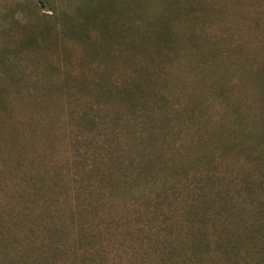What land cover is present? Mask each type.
<instances>
[{
  "label": "rangeland",
  "instance_id": "1",
  "mask_svg": "<svg viewBox=\"0 0 264 264\" xmlns=\"http://www.w3.org/2000/svg\"><path fill=\"white\" fill-rule=\"evenodd\" d=\"M20 1L0 0V49L20 45L16 41L19 27L11 26L15 5ZM181 1L187 14L178 18V26L184 27L182 33L188 32L189 26L196 29L199 48L181 33L173 48L150 64L155 84L151 82L140 100L144 115L133 120L132 113L117 100L107 103L89 99L95 106L92 110L100 106L96 114L107 110L113 123L124 132L120 142H111L115 151L111 155L117 153L123 159V169L118 170L114 161L104 157L102 176L90 172L89 181L85 179L82 185L73 181L78 161L67 117L69 108L60 93L33 89L36 80L39 86L48 84L51 77L57 81L63 61L59 46L47 53L46 61L24 59L27 83L4 80L0 73V89L7 94L5 107L0 105V264H41L47 252L40 251L37 244L27 246L24 241L29 228L41 223L50 224V230L57 227L53 237L61 232L55 242L68 250V255H60L65 264H89L79 248L81 232L77 223L81 219L93 227L96 223L90 216L80 219L76 211L75 191L83 186L93 185V195L107 197L104 208L111 212L114 222H120L121 231L135 221L150 224L147 216L151 217L152 210L146 208L145 213L140 203L152 192L149 180L153 174L157 177L155 187L174 189L188 182L192 172L222 170L223 164L235 168L241 166L243 157L258 152L264 158V136L257 128L260 114L264 119V0ZM159 4L153 0L150 5L157 8ZM210 51L214 54L209 55ZM70 58L76 60L72 53ZM50 69L55 70L51 76ZM60 81L61 78L57 83ZM85 97L78 94L76 102L86 104ZM195 102L201 108L192 112L188 105ZM126 116L128 121H124ZM256 143L260 146L255 149ZM223 146L226 149H221ZM234 148L239 149L241 157L232 156ZM123 153L127 157H122ZM51 191L57 195L53 201ZM20 199L30 207L28 217L17 214ZM10 208L16 209L12 217L18 226L8 221ZM128 212L132 214L130 221ZM42 214L45 216L41 220ZM45 241L46 238L42 244ZM89 242L97 247L102 244L98 261L114 264V247L111 249L101 239ZM128 260L132 262L126 257L116 258L115 264H127ZM139 261L134 257V264Z\"/></svg>",
  "mask_w": 264,
  "mask_h": 264
},
{
  "label": "trees",
  "instance_id": "2",
  "mask_svg": "<svg viewBox=\"0 0 264 264\" xmlns=\"http://www.w3.org/2000/svg\"><path fill=\"white\" fill-rule=\"evenodd\" d=\"M152 1L22 0L15 5L11 26L19 27L18 39H15L20 45L0 49L1 78L27 83L24 59L46 61L47 53H53L59 46L63 59L57 78V81L61 78L60 83L51 77L48 84L39 86L36 80L33 89L40 93H60L69 108L67 117L78 161L73 176L76 184L82 185L85 179L89 181L90 172L102 176L101 159L104 157L114 161L118 170L125 168L117 153L111 155L115 152L111 142H120L124 132L113 123L107 110L104 114H96L100 106L92 110L95 106L90 100L107 103L117 100L132 113L133 120L143 116L140 100L153 83L149 66L173 48L184 30L182 25L178 26V18L187 14L183 1L157 0L161 3L157 8L151 7ZM42 9L51 12L41 14ZM187 31L183 36L198 49L196 29L189 26ZM70 53L76 60L70 58ZM157 70L155 68L154 73ZM54 71L50 69V76ZM78 94L88 98L85 97L86 104L76 102ZM5 97L7 94L0 89V105L4 107ZM188 107L192 112L201 108L197 102ZM116 119L123 120V117ZM128 120L129 117H124V121ZM260 120L257 128L262 137L264 119L261 114ZM254 145L255 149L260 146ZM232 156L241 157L239 149L234 148ZM122 157L127 155L123 153ZM243 158L241 166L235 168L223 164L222 170L192 172L188 182L179 183L174 189L155 187L157 177L153 174L149 180L152 192L140 203L145 213L146 208L152 210L151 217L147 216L150 224L141 225L135 221L132 226H123L121 231L118 230L120 222H114L111 212L104 208L107 197L93 195L90 190L95 188L93 185L83 186L84 189L75 191L76 211L80 219L90 216L96 226L81 222L82 219L77 223L82 257L89 264H107L97 260L102 244L97 247L89 242L101 239L107 241L111 249L114 247V264L116 258L123 257L132 259L127 264H134V257L139 258V264H264V158L259 152ZM49 195L52 201L57 197L53 191ZM16 209L17 214L24 217L30 214V207L22 199ZM16 209L10 208L11 213L7 214L12 224ZM2 212L0 209V214ZM131 212L127 213L128 220ZM44 216H40L41 220ZM49 225H33L24 241L27 246L37 244L40 251L47 252L41 264H65L60 255L67 254L68 250L55 242L61 232L53 237L58 229L54 226L50 230ZM44 238L45 245L42 244Z\"/></svg>",
  "mask_w": 264,
  "mask_h": 264
}]
</instances>
